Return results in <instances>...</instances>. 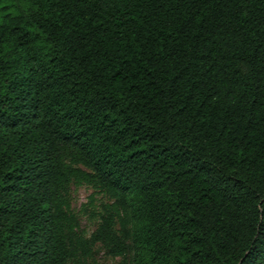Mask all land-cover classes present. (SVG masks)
Instances as JSON below:
<instances>
[{"label": "trees", "instance_id": "obj_1", "mask_svg": "<svg viewBox=\"0 0 264 264\" xmlns=\"http://www.w3.org/2000/svg\"><path fill=\"white\" fill-rule=\"evenodd\" d=\"M96 249L264 264V0H0V264Z\"/></svg>", "mask_w": 264, "mask_h": 264}, {"label": "rangeland", "instance_id": "obj_2", "mask_svg": "<svg viewBox=\"0 0 264 264\" xmlns=\"http://www.w3.org/2000/svg\"><path fill=\"white\" fill-rule=\"evenodd\" d=\"M89 196L93 198V204L90 209H93L94 207L97 208L101 202L99 195L94 194L91 189L85 186L72 188V208L78 211L82 204L88 202ZM89 216V211H87V213L82 214L81 217V226L87 233H90L95 228V223ZM93 259L96 264H119L120 261L119 257L112 258L105 254L101 249L95 250Z\"/></svg>", "mask_w": 264, "mask_h": 264}]
</instances>
